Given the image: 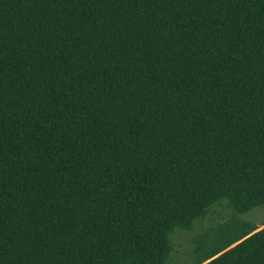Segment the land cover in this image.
<instances>
[{
    "label": "trees",
    "instance_id": "trees-1",
    "mask_svg": "<svg viewBox=\"0 0 264 264\" xmlns=\"http://www.w3.org/2000/svg\"><path fill=\"white\" fill-rule=\"evenodd\" d=\"M264 264V0H0V264Z\"/></svg>",
    "mask_w": 264,
    "mask_h": 264
},
{
    "label": "rangeland",
    "instance_id": "rangeland-1",
    "mask_svg": "<svg viewBox=\"0 0 264 264\" xmlns=\"http://www.w3.org/2000/svg\"><path fill=\"white\" fill-rule=\"evenodd\" d=\"M234 215L236 212L229 206L227 199H221L211 205L208 214L196 222L194 229L182 230L177 228L172 236L174 250L170 257V264H178L188 259L189 253L193 250L192 239L197 233ZM238 217L241 220L259 225L264 221V204L238 214Z\"/></svg>",
    "mask_w": 264,
    "mask_h": 264
}]
</instances>
